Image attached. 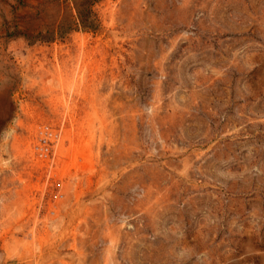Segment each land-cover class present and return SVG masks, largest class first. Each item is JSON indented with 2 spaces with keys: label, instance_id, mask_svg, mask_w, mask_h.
<instances>
[{
  "label": "rangeland",
  "instance_id": "rangeland-1",
  "mask_svg": "<svg viewBox=\"0 0 264 264\" xmlns=\"http://www.w3.org/2000/svg\"><path fill=\"white\" fill-rule=\"evenodd\" d=\"M73 6L0 0V264H264V0Z\"/></svg>",
  "mask_w": 264,
  "mask_h": 264
},
{
  "label": "trees",
  "instance_id": "trees-1",
  "mask_svg": "<svg viewBox=\"0 0 264 264\" xmlns=\"http://www.w3.org/2000/svg\"><path fill=\"white\" fill-rule=\"evenodd\" d=\"M75 13H70L62 17L58 22L56 28L41 33L40 36L45 41L54 40L57 36H64L73 29L80 27L83 28H96L98 26V17L93 10V4L97 0H73Z\"/></svg>",
  "mask_w": 264,
  "mask_h": 264
},
{
  "label": "bare ground",
  "instance_id": "bare-ground-1",
  "mask_svg": "<svg viewBox=\"0 0 264 264\" xmlns=\"http://www.w3.org/2000/svg\"><path fill=\"white\" fill-rule=\"evenodd\" d=\"M72 154V162L75 164V162H78L77 161V157L79 156V155H83V151H79V149H74V151H73V153H71ZM85 156H87V154L85 155ZM83 158H85V157H83ZM86 159V158H85ZM84 163H85V161L83 162V165H84ZM76 164H79V163H76ZM80 164H82V163H80ZM81 166V165H80ZM79 167V166H78Z\"/></svg>",
  "mask_w": 264,
  "mask_h": 264
}]
</instances>
